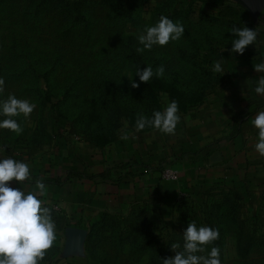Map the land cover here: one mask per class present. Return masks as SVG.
I'll use <instances>...</instances> for the list:
<instances>
[{"label": "rangeland", "instance_id": "obj_1", "mask_svg": "<svg viewBox=\"0 0 264 264\" xmlns=\"http://www.w3.org/2000/svg\"><path fill=\"white\" fill-rule=\"evenodd\" d=\"M38 3L39 0H0L3 96L6 98L13 93L36 104L29 118H16L23 128L21 134L0 129V145L12 151H35L36 156L60 140L92 144L103 136H110L102 133L100 126L88 124L89 117L103 114L97 100L107 92L105 82L114 80L123 86L124 94L132 93L125 75L134 76L135 70L125 55L129 49L141 47L136 37L145 25L154 24L161 15L182 23L184 36L143 52L147 57L144 67H153L158 59L162 60L164 78L171 83L177 77L175 72H180L178 92L190 98L204 94L203 105L212 95L223 92L235 71L244 67V54L230 52L233 34L229 31L234 25L244 26L245 9L229 0H50L47 6L36 10ZM68 3L71 7L81 3L85 19L79 24L72 25L69 21L74 14L65 9ZM36 13L38 25L42 26L28 30L27 25ZM216 61H223L224 74L213 72ZM199 66H205L209 73L199 71ZM218 78L219 85H216ZM133 79L138 81L136 76ZM160 101L164 110L171 97L163 92ZM177 102L179 115L191 111L184 110V103L188 105V101ZM121 124L111 143L98 149L125 140L121 138L125 134L129 139L137 132L128 119H123ZM263 190H251L242 182L206 186L194 199L182 200L180 206L172 210L165 202L155 210L151 208L150 215L155 220L150 224H155V236L163 239L169 257L175 255L170 245L183 234L190 221L207 226L205 220L209 219L210 226L219 228L220 235L225 234L219 247L222 264H264ZM248 196L250 203L247 204L244 198ZM224 208L228 212H223L221 217ZM110 214L115 215L113 220L102 221L97 216L87 229L79 228L74 232L63 220L53 216L57 239L46 250L40 264H133L129 233L138 222L136 216L131 210ZM99 231H102L101 237L96 236ZM121 234L123 242L119 240ZM245 236L246 239L254 236L256 244L252 252L244 256L240 249ZM210 248L207 246L202 254L206 255Z\"/></svg>", "mask_w": 264, "mask_h": 264}, {"label": "crops", "instance_id": "obj_2", "mask_svg": "<svg viewBox=\"0 0 264 264\" xmlns=\"http://www.w3.org/2000/svg\"><path fill=\"white\" fill-rule=\"evenodd\" d=\"M251 21L259 35L256 45L244 52V67L235 71L223 92L180 115L174 134L155 129L136 132L103 149L60 140L32 158L0 145L6 149L3 155L31 166L32 178L23 182L24 190H33L42 180L48 190L41 198L54 205L74 232L87 229L101 213L127 212L145 202L173 204L181 191L197 193L206 186L231 182L264 189V157L254 150L256 130L251 125L256 113L264 110V96L250 98L264 75L254 70L264 61V12ZM240 113L246 118L236 125ZM165 166L181 172L180 182L162 178ZM9 183L20 186L14 180Z\"/></svg>", "mask_w": 264, "mask_h": 264}, {"label": "clouds", "instance_id": "obj_3", "mask_svg": "<svg viewBox=\"0 0 264 264\" xmlns=\"http://www.w3.org/2000/svg\"><path fill=\"white\" fill-rule=\"evenodd\" d=\"M185 27L182 23L174 22L166 15H161L152 25H145L136 37L138 53L150 51L154 46H165L170 41H178L184 36ZM232 54L243 55L247 46L256 45L257 29L247 26H233L230 31ZM213 72L225 73L223 61L214 62ZM257 73H264V61L254 65ZM165 68L160 65L155 70L151 65L143 69L137 67L135 75L139 81L128 76L132 88H138L140 82H149L153 76L163 77ZM5 80L0 77V129H8L17 135L23 132L21 123L16 119L23 116L25 119L36 108V104L28 99L18 98L9 93L5 98ZM264 96V75L260 76L256 86L252 89L251 99ZM179 104L171 100L163 111H153L151 117L140 114L135 122L137 132L146 127L158 130L163 134H174L180 122ZM251 125L256 130L254 150L264 157V110L256 113ZM127 139L125 134L121 137ZM5 147L0 146V264H40L57 239L56 222L52 216V209L45 206L41 198L48 190L42 181H36L33 190L25 191L23 182L32 178L31 166L23 160L13 156H5ZM16 181L20 186L13 187L9 182ZM219 228L198 226L195 220L188 223L183 231V243L171 244L175 255L164 258L163 264H222L220 249L212 246L204 255L207 246L219 239ZM180 249V250H178Z\"/></svg>", "mask_w": 264, "mask_h": 264}, {"label": "trees", "instance_id": "obj_4", "mask_svg": "<svg viewBox=\"0 0 264 264\" xmlns=\"http://www.w3.org/2000/svg\"><path fill=\"white\" fill-rule=\"evenodd\" d=\"M224 1H227V0H224ZM49 2L50 0H39V3H38L39 8L36 7V10L37 9L40 10L44 8L45 6H47V4H49ZM73 6L74 7H71L70 3H68L65 5V9L68 10V12L72 11V13L74 14L73 18H71L72 20H69V21L71 22L72 25H75V24H79L80 22H82V20L85 19V16L83 15V12L80 8L81 3H75L73 4ZM228 8L232 11L234 10L232 9V7H228ZM37 16H38V13H36V15L33 17L30 24L27 25L28 30H31L32 28H35L36 30V29H39L40 26H42V25L40 26L38 25L39 22H38ZM244 26H247L251 29H255L254 23L251 21V17L246 10H244ZM182 56L185 57L186 54H182ZM125 58L126 60L132 62L134 66V70H136L137 67H140L141 69H143L144 64H145L144 61H146L147 59V57L144 56L142 53H138L136 50H133V49L128 50L127 54L125 55ZM155 63L156 65L153 66L154 70L160 65H162V60L158 59ZM208 70L209 69L205 68V66H199V71L208 72ZM134 75H135V72H134ZM178 75H180V72L178 71L175 72V76L177 77L173 78L172 80L173 82H175V84H173V82L172 83L168 82L164 78V76L163 77L153 76V78L148 83L140 82L138 88H132L131 94H124L123 86L117 84V82H115L114 80L113 81L109 80L105 82V88L107 92L103 93L104 95L98 98V100L95 99L97 100L98 103L102 105L103 110H104L103 114L97 113V114L91 115L89 117L88 124L94 123L100 126V129L103 131L102 133H105V134L108 133L110 134V136H107L106 138L105 136H103L102 139L99 138L98 141L92 142V144L90 145L94 148H98L100 146L104 147L105 145H108L109 143H111L112 139L116 137L115 131L118 130L120 127H122L121 121H123V119H128L130 123H132V125L135 126V122H136L138 115L143 114V115L151 117L153 111L155 110L163 111L162 102L160 101V94L163 92L168 93L171 97V100L179 101V100L184 99L188 101V105L186 102L184 103V110L186 111L192 110L200 106L205 99L204 94H202L200 97L194 94V96L192 95L190 98V96H186L180 91L178 92L177 90L178 80H179ZM197 76L199 77V75ZM136 77L138 78V81H139V77L138 76ZM202 77L203 76H201V78ZM198 80H196V82ZM198 83L201 84L200 81H198ZM215 84L219 85V78H218L217 83ZM194 85L196 84L194 83ZM208 87L210 88V85ZM68 93H71V92L68 91ZM189 103H192V106H190ZM245 118L246 117H244V113L238 114L235 117L236 125H242ZM151 130H154V129L150 127H146L144 130L139 131V132L144 133V132H149ZM35 154H36L35 151H26V153L22 156L32 158L34 157ZM169 167L170 166H165L162 169V171L165 168H169ZM248 183L244 182V185H246V188H249L251 190H257V191L259 190L258 188L256 189L248 185ZM181 193H185L186 196L181 197ZM181 193H179V195L177 194L176 199L173 198L174 201L171 202L173 204H167V203L165 204L167 205L168 209L172 210L176 208L177 205L180 206L179 204L182 203V202L180 203V201L182 200H187V199L189 200L191 198L194 199L197 194L196 191L194 190L186 191V192L181 191ZM261 196H263L264 198V190L262 191ZM244 201L247 204L250 203V197L249 196L245 197ZM45 206L52 209V216L56 217V219L63 220L66 223V226L68 228L72 227V225L69 224L65 220L64 217H62V215L57 214L55 212L53 208L54 207L53 204H49V205L45 204ZM158 206H159L158 203L145 202L143 204H137L131 209L133 215L136 216V221H138L137 223L134 224L133 229L129 233V237L132 238L131 248H132V251L134 252V257L132 259L133 264H163L162 260L164 258L169 257V254L164 247L163 239L159 236H155L157 232V229H155L156 228L155 224L154 223L150 224L151 222H154L155 220L153 216L150 215V212H152L151 208L155 210L156 207ZM139 212L140 214H142L141 216L137 215V213ZM223 212H228V209L227 208L222 209V213H220L221 217H223L224 215ZM207 215L212 216L211 214H207ZM98 217L101 218L102 221L103 219L113 220V218H115V215L105 212V213H101ZM208 220L209 219H206L205 222L207 223V226H210L208 223ZM149 226H152V228H150ZM108 233L110 235L112 234V232H108ZM101 234H102V231H99L96 234V236L101 237ZM105 234L106 233L104 232L103 235ZM122 236L123 234L119 236V240ZM91 238H92V234H90L89 240ZM224 239H225V234H221L219 236V239L214 241L212 245H209V246L211 247L216 246L219 248L222 245V242L224 241ZM255 239L256 238L254 236H249L247 239H246V236L244 237V245L243 247L240 246L242 247V249H240V253L242 255L245 256L252 252L256 244ZM120 241L123 242V240H120ZM177 242L181 244L183 243L182 234H179L176 238V241L172 242V244L177 243ZM171 250L172 249L170 245V251Z\"/></svg>", "mask_w": 264, "mask_h": 264}, {"label": "water", "instance_id": "obj_5", "mask_svg": "<svg viewBox=\"0 0 264 264\" xmlns=\"http://www.w3.org/2000/svg\"><path fill=\"white\" fill-rule=\"evenodd\" d=\"M241 4L253 20H258L264 12V0H229Z\"/></svg>", "mask_w": 264, "mask_h": 264}, {"label": "built area", "instance_id": "obj_6", "mask_svg": "<svg viewBox=\"0 0 264 264\" xmlns=\"http://www.w3.org/2000/svg\"><path fill=\"white\" fill-rule=\"evenodd\" d=\"M162 178L168 182L178 183L181 180V172L174 167L165 168L162 171ZM184 196H186V194L181 193V197Z\"/></svg>", "mask_w": 264, "mask_h": 264}]
</instances>
